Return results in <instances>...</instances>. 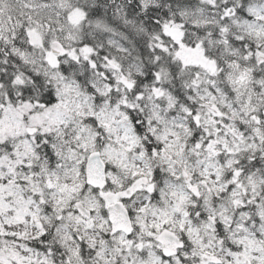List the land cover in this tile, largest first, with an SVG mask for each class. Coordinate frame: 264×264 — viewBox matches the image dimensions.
Returning <instances> with one entry per match:
<instances>
[{
	"label": "snow or ice",
	"instance_id": "obj_1",
	"mask_svg": "<svg viewBox=\"0 0 264 264\" xmlns=\"http://www.w3.org/2000/svg\"><path fill=\"white\" fill-rule=\"evenodd\" d=\"M0 264H264V0H0Z\"/></svg>",
	"mask_w": 264,
	"mask_h": 264
}]
</instances>
